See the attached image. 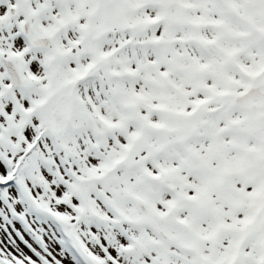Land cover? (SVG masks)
Here are the masks:
<instances>
[{
	"label": "snow or ice",
	"instance_id": "1",
	"mask_svg": "<svg viewBox=\"0 0 264 264\" xmlns=\"http://www.w3.org/2000/svg\"><path fill=\"white\" fill-rule=\"evenodd\" d=\"M0 264H264V0H0Z\"/></svg>",
	"mask_w": 264,
	"mask_h": 264
}]
</instances>
